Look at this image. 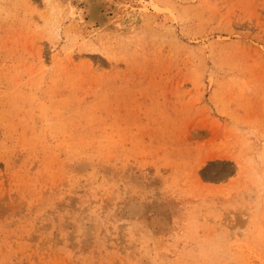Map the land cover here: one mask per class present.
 Listing matches in <instances>:
<instances>
[{"label":"rangeland","instance_id":"1","mask_svg":"<svg viewBox=\"0 0 264 264\" xmlns=\"http://www.w3.org/2000/svg\"><path fill=\"white\" fill-rule=\"evenodd\" d=\"M73 1L0 0V264H264V0Z\"/></svg>","mask_w":264,"mask_h":264},{"label":"bare ground","instance_id":"2","mask_svg":"<svg viewBox=\"0 0 264 264\" xmlns=\"http://www.w3.org/2000/svg\"><path fill=\"white\" fill-rule=\"evenodd\" d=\"M84 1L86 2L87 0H83L82 2H84ZM69 2H74V1L73 0H69ZM91 7H93V6L91 5Z\"/></svg>","mask_w":264,"mask_h":264}]
</instances>
